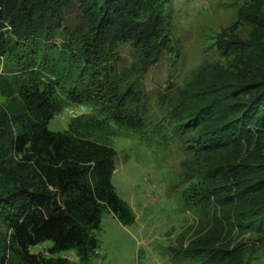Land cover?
Returning <instances> with one entry per match:
<instances>
[{
    "label": "trees",
    "instance_id": "obj_1",
    "mask_svg": "<svg viewBox=\"0 0 264 264\" xmlns=\"http://www.w3.org/2000/svg\"><path fill=\"white\" fill-rule=\"evenodd\" d=\"M250 1L233 15L248 40L211 37L215 57L151 106L141 78L175 52V0H0V264H91L105 213L135 222L111 182L122 129L181 151L194 219L172 264H264V16ZM125 43L135 58L120 68Z\"/></svg>",
    "mask_w": 264,
    "mask_h": 264
},
{
    "label": "rangeland",
    "instance_id": "obj_2",
    "mask_svg": "<svg viewBox=\"0 0 264 264\" xmlns=\"http://www.w3.org/2000/svg\"><path fill=\"white\" fill-rule=\"evenodd\" d=\"M255 2L264 16V0ZM251 4L250 0H175V52L163 51L143 74L147 102L155 106L159 93L184 85L205 61L213 59L215 55L207 47L217 33L248 40L252 27L243 21L234 25L233 15L236 9ZM116 51L120 68L135 58L127 43ZM68 121L65 108L49 120L47 128L62 131ZM159 141L148 146L127 129L113 138L117 163L111 182L117 195L131 206L136 220L122 226L111 213H105L95 231L98 248L91 264H172L166 248L175 244L176 236L194 216L181 205L178 171L182 154L178 144ZM47 245L50 243L32 249L42 251Z\"/></svg>",
    "mask_w": 264,
    "mask_h": 264
},
{
    "label": "built area",
    "instance_id": "obj_3",
    "mask_svg": "<svg viewBox=\"0 0 264 264\" xmlns=\"http://www.w3.org/2000/svg\"><path fill=\"white\" fill-rule=\"evenodd\" d=\"M86 113V110L84 107L82 106H77V107H70L66 109V114H67V118L70 120L73 117H76L78 115H82ZM68 259H71L70 256H66Z\"/></svg>",
    "mask_w": 264,
    "mask_h": 264
}]
</instances>
